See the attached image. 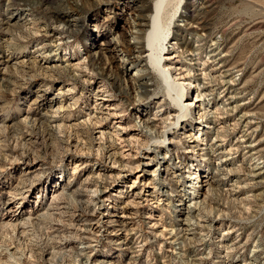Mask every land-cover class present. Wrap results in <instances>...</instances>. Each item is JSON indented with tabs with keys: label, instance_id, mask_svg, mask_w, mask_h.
<instances>
[{
	"label": "rangeland",
	"instance_id": "obj_1",
	"mask_svg": "<svg viewBox=\"0 0 264 264\" xmlns=\"http://www.w3.org/2000/svg\"><path fill=\"white\" fill-rule=\"evenodd\" d=\"M126 2L130 8L126 7L125 13L131 15L146 14L152 8L151 0H0V217L4 216L0 220L5 223L16 219L12 223L14 230L0 227V261L2 264H264V0H188L177 11L175 20L180 21L182 18L177 17L187 10L194 15L192 24H200V33L205 34V40L198 43L202 48L198 64L206 62L205 73L213 71L209 74L211 81L206 78L209 82H204L214 90L213 98L219 102L228 98L224 100L226 104L231 98L227 106L217 105V117L221 120L223 137L234 148L225 156L229 157L228 166H209L210 192L206 203L187 208L176 206V197L168 191L169 185L172 191L175 185L159 177L165 175L158 168L154 179L148 172L138 176L136 189L125 197L111 196L117 186L129 185L137 172L142 171L121 170V179L113 174L108 177L113 162L109 153H129L132 156L125 160L133 157L131 162L146 160L141 159L144 150L132 149L127 143L119 145L110 137L112 123L135 124L132 94L112 89V101L107 105H112L111 113L120 117L89 125L86 118H103L109 110L107 106L93 109L95 98L91 90L101 86L102 79L94 76L91 88L89 59L84 63L88 71L83 66L79 73L83 79H74L56 68L60 64L58 57L81 59L93 45L97 46L101 39L93 41V33H109L122 26L125 14L120 13L119 6ZM140 2L142 11L134 10ZM16 11L25 20L23 24L20 20L17 24L7 20L9 13ZM59 12L75 17L77 25L68 29L58 17ZM174 34L168 40L172 41ZM187 39L193 49L198 47L194 37L189 35ZM57 44H60L58 57ZM141 54L145 56L146 52ZM132 73L131 69L124 79ZM212 80L219 81L214 85ZM155 101L147 103L151 114L157 106ZM115 106L118 108L114 109ZM190 121L188 125L195 130L199 126L197 119ZM99 130L106 131V139L98 137ZM128 130L135 132L137 128ZM177 141L173 138L169 145L182 157L189 143ZM221 150L218 148L215 153ZM254 157L263 161L256 172L251 170L256 166ZM114 159L119 161L120 156ZM155 160L147 169L153 170ZM98 173L107 178H98ZM252 173L260 174L253 177ZM150 179L154 185L147 182ZM102 181L103 192L107 193L96 205L95 200L90 201L89 187ZM103 200L106 201L101 205ZM106 210L110 214L103 217Z\"/></svg>",
	"mask_w": 264,
	"mask_h": 264
},
{
	"label": "bare ground",
	"instance_id": "obj_2",
	"mask_svg": "<svg viewBox=\"0 0 264 264\" xmlns=\"http://www.w3.org/2000/svg\"><path fill=\"white\" fill-rule=\"evenodd\" d=\"M151 1H152V8L151 10L147 11L146 14L132 13L133 15H131L130 14L131 12L125 13L126 7L130 8L129 3L127 2L125 3V5L119 6L120 13L125 14L124 24L122 26H119L118 28H115L114 31L111 30L109 33L103 31L101 32L98 31L96 33H93L92 35L93 41L94 38L97 37H99L101 41L97 44V46L93 45V48H91L86 53V56L81 59L73 60L72 59L73 57L67 58L66 56H64V58L61 57L59 58L58 57L59 53L57 52L60 49V44H57L55 46L57 48V50L55 51V56L58 57L57 62H60V64L56 66V68H59L60 71H63L64 73L71 74L72 78L74 79L79 78L81 77L79 75L81 68L84 66L83 69L87 70L86 68L87 66L84 63L86 62L87 59H89L90 67L89 66L88 67L90 68L89 70L91 73L90 72L87 73H90L91 75L87 74L90 76V80L87 81L89 82L90 86L93 83L92 80L94 76L96 77L99 76L102 79L101 86L93 87L92 89L93 91L91 90V93L93 92L92 96H94L95 98L94 108L93 107L91 108L95 110V108L97 109V107L107 106L109 110L108 113L103 118H101L102 116L98 118L97 117L95 118V116H93L92 119L90 117L86 118V121L87 123H89V125L96 126L102 120L113 121L118 117H120V115L118 116L117 113H111L110 109H112L111 108L112 105L110 104L107 105V103H111L112 101L113 96L110 93L112 89L117 88L120 91H123L122 93H127L129 95L132 94V99L134 100L136 105L135 113H134L135 124L130 126L128 125V123H126V126H124L122 121L112 123L114 125L112 127L113 130L111 131L110 137L116 139V142L118 141L119 145L127 143L125 145L128 146L132 145L130 146L132 147V149L144 150L145 151L144 153L142 152L140 153L138 150H136L135 154L140 153L142 156L141 159H146V160L144 161L138 160L137 162L134 161L131 162L130 160L133 157L130 160L129 159L127 161L125 160L132 156L129 153L126 155H124L125 154L124 151H121L120 153H116V152L109 153L108 156L113 159V162L112 160L110 161L112 162V164L110 170L108 171V173H110V175L109 174L107 175L108 177L112 176L113 174V177H116L117 179H121L122 177H120V172H119L121 170L130 169V170H134V172L142 171V172H137L136 177L133 178V180L129 185L125 184V186L123 185L120 188L119 186H117V190H115L114 191L115 193H112L111 196L120 197V198L121 197L123 198V196L125 197V194H127L128 192L131 193L136 189L137 185L135 184L137 183L138 176H141L143 174L146 175V172H148V174L151 176V179H154L153 176L157 172V168H158L159 173L162 172L164 173L163 175H165V176L160 175L159 177L161 178L164 177L165 180L167 181L169 180V182H171L170 183L171 185L172 184L175 185V189H173V191L170 188L171 186L169 185L168 191L170 193H173V196L176 197V200L178 201L176 203V206L183 205V208H187L192 204L199 205L200 203L202 204L206 203L207 201L206 199L208 198V194L210 192V183H209L210 176L208 175V170L210 169L209 166L214 164V167L216 166V168H218V167H226L230 164V161L228 160L229 157H225V156L231 153L233 147L231 148V143L225 140V138L223 137L224 135L222 134L223 132H221L223 127H220L219 125L221 120L219 121L217 117L218 116L217 105L225 107V105L227 106V104L231 103L230 102L231 98L229 99V103L227 104L226 101H228V98L227 100L226 98L224 99L226 101L224 100L222 101L223 99L222 98L220 99V102L219 99L215 100V98H213L214 90H211V88L208 87L210 85H206V83H204L206 81V78H209V74L211 75L213 74L210 73L213 71L209 70V73H207V71L205 73L206 68L204 69V67L206 65L205 64L206 62L198 64L200 63L198 61L201 60V58L199 59V56L201 55L200 52L201 46L199 48V45L201 44L198 45V43H201L202 40L203 41L205 40L203 39L205 34L200 33L202 31V27L200 24H197L195 22H194L195 24H192V19H194L193 18L194 15L188 14V11L186 10L183 12L182 16L179 15L177 17V18H182L181 20L179 19L180 21L175 20V17L178 14L177 11H179L181 4L188 0H151ZM140 3H141L140 6L133 7V9L137 8L138 11L140 10L142 11L143 9L142 2ZM62 12L57 13L58 17L62 19V24L65 25L68 29L70 26L75 27L77 25L75 24L77 21L76 18L71 16L70 14H64L65 12L64 13ZM21 19H23V17H21L20 13H17V11L10 12L7 17L8 21H12L11 22L12 24H15L19 20L23 24L25 20L24 19L21 20ZM60 19H56V20L59 21ZM95 28L97 27L94 26V29ZM174 29L175 31H173ZM172 33H175L174 34L175 37L172 39V41H170L168 40V37ZM189 35L192 37V39L194 37V43H197L195 45H198V47L196 46L195 49H193L194 48L193 46H192L193 48L191 47L192 44L187 39V36ZM197 48H199V50ZM143 52H146L145 56H142L141 53ZM175 63H177L178 65H175ZM200 65L202 66V68H198V66ZM131 69L133 73L130 75L128 79H124V76H126V74H128V71H130ZM226 75H228V73H226ZM217 77H221V76H217ZM213 80L212 83H214V85L219 81L216 80V82H213ZM232 81L234 80L232 79ZM206 82L208 83L209 81ZM229 84L230 83H228V85ZM68 85L70 87L73 86V84H68ZM90 86L88 87L90 88ZM151 86H153L152 88L155 87V89L152 90L153 92H151L152 89L150 88ZM108 87L109 89L110 88L111 89L108 90ZM223 92L225 91L223 90ZM101 93L105 94V96H103ZM129 95L127 96L129 97ZM148 99L150 102L153 99H156L154 103L157 104V106L153 114L150 113V109L147 104L149 103V101L148 102L146 101ZM144 101H146L145 104ZM59 107L62 108V105H59ZM116 108H118V106L114 107V109ZM57 110L59 111L60 109L57 108ZM194 118L197 119V123L199 124V126L196 127L195 130L192 126L188 125V121L191 122L190 120H194ZM131 127H136L137 130L136 131L134 130L135 132H129L128 129H130ZM105 132L99 130L96 133L98 134V137L100 139L102 138L106 139L105 136L107 135ZM211 135L213 136L211 142L206 143L207 140L209 139L208 137ZM173 138L178 139L177 141L178 143L179 142L181 143L182 140L188 141L189 143L188 146L184 148L186 150L182 157H179L176 154V152L174 151L176 148L172 149V146L170 147L169 145L170 143L173 142ZM240 141H243V139H240ZM242 143L243 142H241V144ZM252 145L253 144H247L246 146L250 147ZM151 146L154 147L155 149L161 148L162 150L157 152L158 153L157 154L156 151H154L155 149L151 150L150 148ZM238 147L235 149H238ZM218 148L222 150L215 153V150ZM250 154L253 155V152ZM221 155L223 156V158H220ZM115 156L118 157L120 156V160L116 161L114 159ZM215 156L217 157L215 158ZM253 159L256 160V163L254 162L256 166L251 170L256 172L259 169L258 164L263 163V161L262 159L258 161L259 157H254ZM153 160H155L157 164L151 171L152 168L150 169L147 168L152 167L150 165V162ZM139 167H143V169L139 170L138 169ZM159 173L157 174L159 175ZM252 174L253 177H257L260 173L259 174L252 173ZM97 176L98 178L101 176L102 177V178L100 177L101 179L103 178L105 179L106 177L104 174L100 175V173H98ZM89 179H90V174H89ZM151 179L148 180L147 182L149 184L154 185V182H152L153 180L151 181ZM85 181H88V178H86ZM91 184L92 185L89 187L90 189L89 191L91 192V193L89 192L91 194L90 201L95 200V202L97 203L95 202L94 203L98 205L100 203L101 196L107 193V192H103V189L105 190L104 182L102 181L101 184L100 183L99 184L91 183ZM144 185H146V183ZM124 188L126 189L124 190ZM106 200L108 201V199ZM105 201L103 200L101 202V205H103ZM107 212L108 210H106L105 213L102 214V216L108 217L110 213L108 214ZM3 217L4 216H1L0 219ZM15 220L11 218L9 219V221H6L5 223L4 220L3 221L0 220V225L2 224V226L0 227H8L14 230L15 224L12 225V223ZM258 246L259 245H257V247ZM253 247L254 249L256 248L255 245ZM252 251L256 252L253 249ZM0 264H2L1 261Z\"/></svg>",
	"mask_w": 264,
	"mask_h": 264
}]
</instances>
